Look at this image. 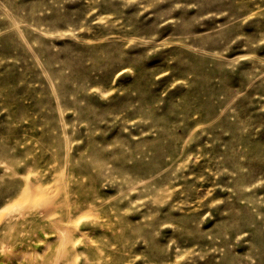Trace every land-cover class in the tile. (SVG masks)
<instances>
[{"label": "rangeland", "instance_id": "1", "mask_svg": "<svg viewBox=\"0 0 264 264\" xmlns=\"http://www.w3.org/2000/svg\"><path fill=\"white\" fill-rule=\"evenodd\" d=\"M0 264H264V0H0Z\"/></svg>", "mask_w": 264, "mask_h": 264}, {"label": "snow or ice", "instance_id": "2", "mask_svg": "<svg viewBox=\"0 0 264 264\" xmlns=\"http://www.w3.org/2000/svg\"><path fill=\"white\" fill-rule=\"evenodd\" d=\"M3 211H4V209H0V215H2V214H3Z\"/></svg>", "mask_w": 264, "mask_h": 264}]
</instances>
